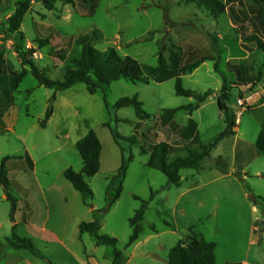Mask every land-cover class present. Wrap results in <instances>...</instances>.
<instances>
[{"label": "rangeland", "instance_id": "obj_1", "mask_svg": "<svg viewBox=\"0 0 264 264\" xmlns=\"http://www.w3.org/2000/svg\"><path fill=\"white\" fill-rule=\"evenodd\" d=\"M19 1L24 0H0V26L14 13ZM253 1L234 3L216 18L190 0H99L91 16L86 15L88 2L57 3L54 11H47L39 1H33L18 31L9 36L0 35L5 57L0 90L7 86L11 72L27 71L13 94L11 109L18 112L17 121L11 131L0 133V160L6 156L20 157L28 151L36 163L35 173L31 175L27 174L30 170L27 164L17 159L9 160L6 165L8 191L13 198L20 185L33 186L29 195L36 207V223L29 225L25 213L19 212L16 233L29 238L43 256H31V259L26 257V251L15 252L23 257L17 264H27V261L113 264L116 251L121 256L119 264H164L169 250L178 240L185 239L190 229L205 241L215 243V264L224 261L264 264V52L247 40L256 31ZM231 10L237 16L244 11L250 19L243 26L235 24ZM94 32L97 33L92 40L94 48L101 52L115 48L121 56H130L145 67H155L158 54L167 58L176 47H183L184 63H188L189 54L194 51L195 57L213 56L214 61H207L192 74L181 77L184 89L200 94L210 91V96L193 113L182 110L174 116V123L179 127H184L189 119L197 123L198 143L192 145L193 149L215 140L226 127V115L233 119L236 138L220 140L211 150L210 158L193 168L206 172L182 169L181 183L174 186L165 175L147 166L157 143L166 142L180 148L185 144L168 126L155 127L164 109L195 103L194 98L175 94L174 79L162 83L150 80L148 84L121 79L90 95L82 83L69 91L40 87L29 67L22 65L21 54L35 49L33 55L27 53L29 60L47 78L62 81L66 68L80 53L79 40L86 35L93 36ZM258 36L264 40V30L259 29ZM64 38L73 39L70 46ZM43 40H48V45L39 48L38 42ZM64 49L68 50L67 56L60 61V52ZM228 66H238L248 76L261 75V81L255 87L244 86L230 74ZM28 90L32 92L28 94ZM222 94L226 96L222 99L227 108L225 113L217 105ZM132 97L142 103L150 118L137 119L133 108L115 113L118 122L112 123L122 138L124 157L130 151L133 160L127 164L119 198L109 207V199L120 184L117 174L123 154L103 126L111 119L105 102L111 107L121 98ZM239 98L245 109L237 105ZM50 107L52 112L54 108V119L47 128L41 129L39 122ZM90 130L101 143V156L99 172L86 179L93 194L91 206L87 207L63 171L66 168L81 171L82 160L71 143ZM125 139H131L133 144ZM177 155L184 156L185 152ZM218 157L230 164V174L220 179L214 171H208L215 169L213 163ZM23 169L27 173L21 176L17 171ZM192 173L194 177H190ZM245 187L256 198V202L249 199L253 204H249ZM252 205L257 208L256 213ZM10 209L9 201L0 200V240L10 236ZM140 210L138 239L129 244L133 232L130 221ZM94 219L100 225L97 235L114 238L115 244L98 245L95 236L89 233L80 237L79 223ZM43 222L58 240L41 233ZM93 246L98 248L95 252ZM8 249L7 245L1 247L0 255Z\"/></svg>", "mask_w": 264, "mask_h": 264}, {"label": "trees", "instance_id": "obj_2", "mask_svg": "<svg viewBox=\"0 0 264 264\" xmlns=\"http://www.w3.org/2000/svg\"><path fill=\"white\" fill-rule=\"evenodd\" d=\"M33 1H39L47 11H54L57 3L74 5V0H24L16 3L14 13L8 18L6 23L0 26V35L9 36L18 31L22 18L26 11L29 9L30 4ZM194 2L199 8L205 9L210 16L216 18L225 13V11L232 4H241L243 0H190ZM82 4L88 2V12L86 15L91 16L94 14L99 0H80ZM256 8L253 12V26L256 31L247 38L248 41L253 43L260 51L264 52V40L258 36L259 29L264 30V0H254ZM231 20L235 24L246 23V20L250 19V16L243 11L241 16H237L233 10L230 11ZM97 37V33L94 32L93 36L86 35L79 40L80 53L74 57L71 61V66L66 68L62 81H54L45 76L43 71H40L28 58V54L33 55L36 50L30 49L28 52L21 54L22 65L28 66L31 75L38 81L40 87L49 90L64 91L73 87L77 83H82L86 87V91L90 95H94L98 90H102L108 87L111 83L124 79L132 83H144L148 84L150 80L157 83L174 79L175 80V94L181 97L194 98L195 103L188 104L175 109H164L158 117L155 127L159 124L168 126L173 132L178 133L180 138L185 144L183 146H173L166 142H160L154 145L150 152L147 166L153 170H156L166 176L168 183L174 186H178L180 183V171L186 168H195L205 159L209 158L211 150L216 147L218 142L223 138L233 136V128L235 123L233 119L225 116L226 127L221 131L215 140L207 145L199 144L197 149H193L192 145L198 143V125L197 123L189 119L184 127H179L174 123V116L179 111H187L193 113L199 108V105L204 103L210 96V91H206L200 94L193 90L184 89L181 82V77L184 75L192 74L202 64L207 61H214L213 56H196L189 54L188 63H184L183 47H176L171 51L168 57H164L161 54L157 55V64L155 67L142 66L136 59L130 56H121L115 48H109L106 51H99L92 45L93 38ZM68 46L71 45L72 38H64ZM48 45V40L38 42L39 48ZM186 48V47H185ZM67 49L61 50L59 59L64 61L67 56ZM20 55V52H19ZM195 57L194 59H191ZM5 57L4 49L0 45V78L4 74ZM230 74L235 75L238 83L247 86H256L261 81V75L256 77L248 76L244 69L238 66L227 67ZM27 71L22 69L20 71H13L9 75L8 83L5 88L0 90V133L5 130L2 117L4 113L14 103L13 94L18 90V87L22 80L26 77ZM238 85V84H236ZM224 93V88H222ZM32 91L28 90L30 94ZM241 96V95H240ZM226 96L223 94L219 96L217 100L218 108L221 112H226V107L222 99ZM106 107L110 110L111 119L109 122L103 124L106 127L113 141L118 145L123 154V161L118 169L117 178L119 180V187L116 192L109 199L108 206L114 204L119 198L121 193L122 181L124 178L127 164L132 162L133 155L129 151L127 157H124L125 149L121 146L122 138L117 133L116 128L112 122H118L116 120L115 113L123 108H133L137 119L141 121L148 120L150 118L143 110L142 103L136 98H121L115 102L113 106ZM52 115V108H48L44 118L39 122V127L44 129L46 127L48 119ZM131 145L133 141L131 139H125ZM191 145V146H190ZM75 149L78 152L82 160V169L80 172H75L71 168H67L63 175L66 180L71 184L74 190L80 193L82 202L84 205L91 206L92 191L86 183L87 178L95 176L100 169V156H101V143L93 130L75 143ZM180 151H184V156H178ZM142 153H146L142 150ZM173 156V157H172ZM23 159L29 169L33 168L31 159L26 155L24 158L19 156L11 157L6 156L0 160V185H2L7 200L11 204L10 220L13 222L14 212L16 209V200L9 194V181L7 178V165L9 160ZM214 168L220 171L222 174H228L229 164L226 159L218 157L214 161ZM246 192L249 194L250 199L253 202L255 197L250 193L249 189L245 187ZM142 210L138 211L135 218L130 221L132 227V235L129 239V244L134 243L138 239L137 225L141 220ZM79 234L84 233L93 234L98 245H113L116 243V239L106 235H97L100 225L98 219H94L92 222H81L78 226ZM9 246L15 250L28 251L35 257L42 258L43 256L34 246L29 238H24L16 233L15 226L12 227L11 236L6 238L5 243L0 242V248L3 246ZM215 247L213 242L205 241L198 233H195L191 229L185 239L178 240L177 243L169 250L167 255V264H215ZM120 253L116 251L114 253L113 264L120 263ZM226 264H242L241 262H228Z\"/></svg>", "mask_w": 264, "mask_h": 264}, {"label": "crops", "instance_id": "obj_3", "mask_svg": "<svg viewBox=\"0 0 264 264\" xmlns=\"http://www.w3.org/2000/svg\"><path fill=\"white\" fill-rule=\"evenodd\" d=\"M75 87V85L73 86V87H71L70 89H68V91L69 90H71V89H73ZM66 91V90H65ZM203 104V103H202ZM201 106V105H200ZM12 108V106L11 107H9V109L4 113V115H3V117H2V121H3V123H4V126H5V130L6 131H11L12 130V127H13V125L16 123V121H17V118H18V112H16V111H14V110H12L11 109ZM200 108V107H199ZM198 108V109H199ZM197 109V110H198ZM54 108H53V112H52V115H51V117L48 119V121H47V125H46V127L45 128H47L49 125H50V123L53 121V119H54ZM44 128V129H45ZM88 133V131H86V132H84V133H82L81 135H79V137H77V138H75L73 141H72V145L75 147V143L78 141V140H80L82 137H84L86 134ZM230 137H232L233 139H235L236 138V135H233V136H229V137H226V138H230ZM28 156L30 159H31V161H32V163H33V168L32 169H30L29 170V173H27V171H25L24 169L22 170V171H17V172H19L20 174H21V176H22V174H29V175H31V174H34L35 173V170H36V163H35V161L33 160V157L28 153V151H25V154L23 155V156H20L21 158L23 157L24 158V156ZM209 158H210V156H209ZM209 158H207V159H209ZM228 160H229V158H227ZM20 163H22V164H25V162L23 163V159H21V160H18ZM67 169V168H66ZM66 169H64V171L66 170ZM193 171H195L196 173H199V172H206V171H202V169H192ZM63 171V172H64ZM208 171H214V173L216 174V178H223V177H225V176H227V175H229L230 174V164H229V173L228 174H222L220 171H218L217 169H211V170H208ZM18 175V174H17ZM194 175L195 174H190V177H194ZM181 176V175H180ZM180 183H181V179H180ZM180 183H179V185H180ZM178 185V186H179ZM2 186V185H1ZM19 186V185H18ZM33 186H29V187H27V186H19L17 189H18V193H16V191H15V193H14V199L16 200V209H15V212H14V215H13V218H14V221L12 222L11 220H10V216H9V214H8V218H9V223H8V226H9V228H10V236H11V232H12V227L13 226H15V228L17 229V226H18V224H19V220L17 219V214L19 213V212H24L25 213V215H26V223H28L29 225H35V223H36V221H35V219H34V214H35V212H36V207H35V205L34 204H32L31 203V197H30V195L29 194H31V188H32ZM246 192V191H245ZM1 194H0V200H4V201H6V202H8V200H7V197H6V194H5V191H4V189H3V187H2V191L0 192ZM28 193V195H26ZM246 194V197H247V199L249 200L250 199V197H249V194L246 192L245 193ZM249 204H253L250 200H249ZM253 206V209H252V211L254 212V213H256L257 212V208H255L254 207V205H252ZM46 207H48V205L46 204ZM10 212V211H9ZM81 223V222H80ZM79 223V224H80ZM42 225H41V227H40V231H41V233H48L49 235H50V238H53L54 240H58V238H56L57 236H56V234L53 232V231H51V230H49V229H47L46 228V225H44L45 224V222H43V223H41ZM79 226V225H78ZM0 227H1V223H0ZM78 231H79V229H78ZM80 235V234H79ZM10 236H7V237H3V239L2 240H0V242L1 241H3V240H6V238H9ZM80 237L81 238H83V234L82 235H80ZM203 238V237H202ZM208 242V241H207ZM138 243H136L135 244V246L137 245ZM215 244V243H214ZM104 247V246H103ZM94 248V246L92 247V249ZM98 248H94V252L97 250ZM20 251H25V250H15V249H13V248H10V249H8V250H5V251H2V254L0 255V264H17V263H19L20 261H22V258L23 257H21V256H17V254H15V252L17 253V252H20ZM27 253H26V255H28V256H26V257H29V258H31V256H33L32 254H30L28 251H26ZM33 257H35V256H33ZM36 258H38V257H36ZM32 259V258H31ZM228 262H230V261H224L223 262V264H226V263H228ZM238 262V261H237ZM242 263V262H241ZM27 264H32L31 263V261H27ZM164 264H167V260H164ZM242 264H248L247 262H243Z\"/></svg>", "mask_w": 264, "mask_h": 264}, {"label": "built area", "instance_id": "obj_4", "mask_svg": "<svg viewBox=\"0 0 264 264\" xmlns=\"http://www.w3.org/2000/svg\"><path fill=\"white\" fill-rule=\"evenodd\" d=\"M237 105L240 107V108H244L245 109V106H244V104H243V101H242V99L241 98H239L238 100H237Z\"/></svg>", "mask_w": 264, "mask_h": 264}]
</instances>
